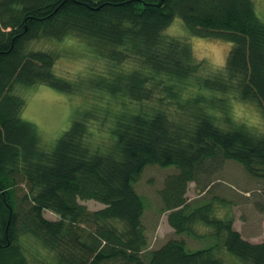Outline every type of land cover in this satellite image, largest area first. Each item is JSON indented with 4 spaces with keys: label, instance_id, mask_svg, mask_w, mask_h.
Instances as JSON below:
<instances>
[{
    "label": "trees",
    "instance_id": "trees-1",
    "mask_svg": "<svg viewBox=\"0 0 264 264\" xmlns=\"http://www.w3.org/2000/svg\"><path fill=\"white\" fill-rule=\"evenodd\" d=\"M175 18L193 35L231 42L224 67L207 72L188 42L167 36ZM39 39H77L103 66L79 86L62 80L56 53L31 46ZM42 83L94 92L50 149L20 117L18 88ZM230 96L264 114V21L253 0H0V264H28V236L55 264H264V239L243 238L212 201L193 207L186 197L188 183L224 160L264 178V129L235 122ZM149 165L176 169L157 194L177 235L150 251L134 188ZM196 223L214 241L189 250L181 237H200Z\"/></svg>",
    "mask_w": 264,
    "mask_h": 264
},
{
    "label": "rangeland",
    "instance_id": "rangeland-1",
    "mask_svg": "<svg viewBox=\"0 0 264 264\" xmlns=\"http://www.w3.org/2000/svg\"><path fill=\"white\" fill-rule=\"evenodd\" d=\"M253 1L257 16L264 21V0ZM164 33L171 38L188 42L194 57L204 62L207 72H215V69L224 67L232 46L231 42L223 39L193 35L180 18H175ZM31 46L35 49L54 51L56 58L53 72L62 80L73 82L77 86L80 85L77 80L90 76L92 70L98 72L104 63L88 56L77 39L61 42L54 39H39L32 42ZM18 91L19 96L25 100L20 117L36 126L41 144L46 149H50L54 141L69 127L75 112L93 105V100L90 101L87 97L93 96L94 92L89 93L86 89L87 94L82 95L63 92L42 83L19 87ZM227 102L229 113L235 122L245 124L256 133L264 129V114L257 103L242 100L238 96H230ZM174 173H176L174 166L149 165L134 182V188L145 203L142 222L149 238L148 251L161 246L169 239L177 238L167 222L168 212H162L163 204L157 194L166 176ZM197 180L188 183L187 186L186 197L189 205L194 207L212 201L214 215L231 218L232 227L239 231L243 238L252 242L264 239V178L252 177L239 163L224 160L221 164H213V169L209 173H199ZM203 186L205 187L202 191ZM223 199L228 205L223 204ZM78 201L89 210L103 207V204L93 199ZM43 216L49 220L58 217L51 210H45ZM195 230L200 237L186 234L181 237L186 240L187 249L196 250L213 244L211 228L196 223ZM22 241L28 264H55L54 253L43 247L38 240L28 236ZM223 250L221 254L225 257L226 253ZM231 257L235 258L233 255ZM226 264L234 262L228 258Z\"/></svg>",
    "mask_w": 264,
    "mask_h": 264
},
{
    "label": "crops",
    "instance_id": "crops-1",
    "mask_svg": "<svg viewBox=\"0 0 264 264\" xmlns=\"http://www.w3.org/2000/svg\"><path fill=\"white\" fill-rule=\"evenodd\" d=\"M261 241V240H260ZM256 242V241H255Z\"/></svg>",
    "mask_w": 264,
    "mask_h": 264
}]
</instances>
